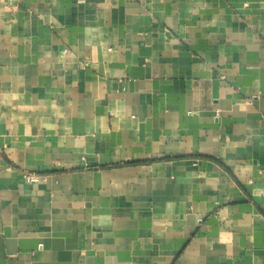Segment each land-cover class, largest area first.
Listing matches in <instances>:
<instances>
[{"label":"crops","instance_id":"0c3cea01","mask_svg":"<svg viewBox=\"0 0 264 264\" xmlns=\"http://www.w3.org/2000/svg\"><path fill=\"white\" fill-rule=\"evenodd\" d=\"M0 264H264V0H0Z\"/></svg>","mask_w":264,"mask_h":264},{"label":"built area","instance_id":"2783aa9c","mask_svg":"<svg viewBox=\"0 0 264 264\" xmlns=\"http://www.w3.org/2000/svg\"><path fill=\"white\" fill-rule=\"evenodd\" d=\"M23 177L27 183H34L39 180V175L34 173L25 174Z\"/></svg>","mask_w":264,"mask_h":264}]
</instances>
